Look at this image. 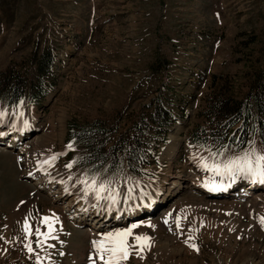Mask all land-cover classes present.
<instances>
[{
  "label": "rangeland",
  "instance_id": "rangeland-1",
  "mask_svg": "<svg viewBox=\"0 0 264 264\" xmlns=\"http://www.w3.org/2000/svg\"><path fill=\"white\" fill-rule=\"evenodd\" d=\"M179 8L166 0H0V75L14 72L19 81L42 90L36 103L33 87L17 101L0 93V129L5 131L0 142L11 149L0 147V235L12 241L0 240V264H35L21 234L29 214L33 224L53 213L59 220L55 238L46 241L52 247L36 249L43 264H89L91 242L102 234L91 238L86 227L73 224L62 213L63 204L38 190L34 173L24 174L23 168L34 169L40 179L90 206L95 200L84 198L76 183L81 174L117 180L121 202L115 208L127 210L121 213L120 228L137 225L133 233L148 236L151 245L143 259L133 255L126 264H264L259 222L264 217V183L221 178L201 169L198 161L208 157L205 149H223L224 157L253 145L264 151L254 111L247 135H237L241 149L224 145L219 134L210 136L203 119L205 112L212 113L211 99L241 101L254 71L264 67V0H205L197 13L188 11L186 17ZM44 53L50 54L51 65L49 74L39 77L35 60ZM154 106L171 113L161 130L148 120ZM141 120L148 123L145 132L140 128L145 135L136 133L137 139H147L145 163L135 171L125 160L113 164L109 157L104 162L85 157L81 138L69 136V130L98 124L111 132L109 147L117 136H128L132 124L142 125ZM10 131L31 140L26 160L17 151L20 144H11ZM69 143L74 150L66 148ZM60 153L46 173L35 169L37 160ZM69 162L71 169L65 168ZM184 170H191L193 179L185 176L177 188L164 185L168 173L184 175ZM195 177L217 193L193 187ZM128 178L140 186L131 193L135 199L125 203L128 189L122 179ZM236 184L243 185L237 190ZM228 186L229 195L218 193L224 189L217 187ZM102 203L97 209L111 207ZM190 235L199 251L185 243Z\"/></svg>",
  "mask_w": 264,
  "mask_h": 264
},
{
  "label": "snow or ice",
  "instance_id": "snow-or-ice-1",
  "mask_svg": "<svg viewBox=\"0 0 264 264\" xmlns=\"http://www.w3.org/2000/svg\"><path fill=\"white\" fill-rule=\"evenodd\" d=\"M22 103V102H21ZM23 116V113H19ZM4 113H0V122H3ZM27 121H24L25 126H27ZM3 133H0L2 136ZM253 144V142H250ZM191 147V146H190ZM69 150H74L72 143L66 145ZM208 152V157L200 156L198 157L199 167L201 169L211 172L216 176L221 178H229L233 181L236 178H242L251 181H259L264 183V151L258 150L254 145L250 149L244 150L241 154L224 157V150L220 149L217 151H212L211 149H205ZM60 154H53L45 159L37 160L35 169L37 171L45 172L46 169L52 167L54 162L57 160ZM19 163V158L17 160ZM73 162L65 164V168L71 169ZM107 171V169H105ZM29 176L32 175L30 171ZM71 179V176L69 177ZM129 179H122L124 186L128 189V194L122 197L125 203L130 199H135L131 193L134 191V187L138 188L140 186L139 181H134L129 183ZM63 183V181H60ZM76 183L81 185L83 197L87 198L89 195L95 200L93 207L102 208L104 203L108 206L115 207L121 202L120 184L117 180L112 178L102 177L99 173L93 174L91 176L87 174H81L76 179ZM207 187V185H205ZM66 192L68 188L64 189ZM209 190H215L213 186ZM143 196V193H141ZM25 202L20 201L23 205ZM171 215V213L169 214ZM31 214L25 216L22 221L21 234L23 238V246L30 256L34 255L35 264H43L44 258L40 256L36 249L42 250L45 246L52 247V245H46L48 239H54L53 233L55 232V224L59 222L58 217L53 213L51 216L45 215L39 217V220L33 224L30 220ZM180 216L176 217V229L177 232L181 229ZM261 227L264 228V217L260 218ZM164 223L168 224V217H165ZM6 228L7 225H4ZM137 225H132L131 227L124 229H117L114 231H109L100 234L99 239H94L92 244V252L88 256L89 264H126L130 257L135 255L136 257L143 259L142 253L149 248L150 238L146 235H137L133 233V229ZM43 229V230H42ZM34 237V239H33ZM131 237L132 242H129ZM19 239V237L14 238ZM193 237L190 235L185 241L187 246L194 251H199L198 247L194 243H190ZM0 240L5 244L11 243L12 241L0 235ZM35 245V247H33ZM63 255V253H60Z\"/></svg>",
  "mask_w": 264,
  "mask_h": 264
},
{
  "label": "trees",
  "instance_id": "trees-1",
  "mask_svg": "<svg viewBox=\"0 0 264 264\" xmlns=\"http://www.w3.org/2000/svg\"><path fill=\"white\" fill-rule=\"evenodd\" d=\"M36 73H39V77L49 74V68L51 65V57L49 53L41 54L39 59L35 60ZM33 87L36 91L31 92V96L34 97L33 102L39 99L41 95L40 86L26 85L24 81H19L18 74L14 72L2 73L0 75V93L9 97L12 101L20 99L21 94L27 90L26 88ZM208 110H211V114L204 113L203 116L205 122H208V129L210 136L219 134L218 140H222L226 146H233L236 149L244 147L241 144V139L237 138V135H247V128L249 120L251 119V113L254 111L257 114L258 128L261 135L262 142L264 141V67L254 71L253 77L249 79V87L245 97L237 102L230 99H217L208 101ZM170 111L165 110L163 107L154 106L151 114L148 117L149 123L157 125L156 129L161 130L168 124L171 118ZM212 117L213 120L209 119ZM142 125L139 123L132 124V130L128 133V136H117L115 143L108 147L109 138L111 132L108 133L101 128V125L91 124L85 128L79 129L78 132H72L69 130V136L73 138H81L85 147V157H92V160L99 162L107 161V158L116 163H124L126 161L128 168L135 171L140 167L145 155V145L147 139L142 137L137 139L136 133L142 129L145 132L148 123H144L141 120ZM238 125L237 130H233L232 127ZM142 128V129H140ZM143 132V131H141ZM144 132L142 135H145ZM164 134L165 131H162ZM205 134V132H204ZM148 137V136H147ZM146 137V138H147ZM245 141V139H244Z\"/></svg>",
  "mask_w": 264,
  "mask_h": 264
},
{
  "label": "bare ground",
  "instance_id": "bare-ground-1",
  "mask_svg": "<svg viewBox=\"0 0 264 264\" xmlns=\"http://www.w3.org/2000/svg\"><path fill=\"white\" fill-rule=\"evenodd\" d=\"M17 128V127H16ZM20 128V127H19ZM0 133H5L4 129H0ZM11 133V138L10 142L14 146L15 144H20V148H18V153L22 155V159L26 160L27 156V149L29 144L31 143V140H27L26 138H21V136H18L13 133V131H10ZM17 147V146H16ZM12 148V147H10ZM21 159V158H20ZM23 173H29L30 171L33 174L34 178V183L33 185L40 191H44L48 193L51 197V201L54 203H62L63 205L61 206V210L63 211L62 213L67 217L70 221H72L73 224H76L77 226L83 225L84 227L87 228V231L90 233L91 238L96 237L100 233L104 232H109V231H114L120 228L121 222H123L124 217L121 215V213L124 211L123 209H118V208H104V209H97V207L90 206L88 203L83 202V201H78L75 197L69 196L68 194L64 193L63 190H61V187L57 184L49 183L46 181V179H40L38 176L35 175L34 169L31 168H23ZM184 175H172L168 173V178H167V184H164L168 189L171 187H179L180 182L183 179H187L185 176L190 177L193 179V176L191 175V170L189 171H183ZM193 187H199L201 190L202 188H207L203 184H201L198 180L197 177L192 180L190 183ZM237 185V184H236ZM235 185V186H236ZM217 188H223V191H220L218 193H229L232 191V187H217ZM172 189V188H171ZM209 193H214L216 194L217 192L215 190H209L207 188ZM206 190V191H207ZM168 194L171 193V191H167ZM234 196H237V194H232ZM211 196V195H210ZM240 196H243L241 194ZM214 197V196H211ZM233 198V196H232ZM66 199V201L64 200ZM172 203V202H171ZM124 212L127 213V210ZM94 240V239H93ZM91 241V240H90Z\"/></svg>",
  "mask_w": 264,
  "mask_h": 264
},
{
  "label": "crops",
  "instance_id": "crops-1",
  "mask_svg": "<svg viewBox=\"0 0 264 264\" xmlns=\"http://www.w3.org/2000/svg\"><path fill=\"white\" fill-rule=\"evenodd\" d=\"M168 2V4L170 5H177L180 6L179 10L180 13H182L184 17H186L185 15L188 14V11L197 13V11L199 10V6H204L205 0H166ZM181 2H186L188 4L186 5H181ZM191 4H194V9H191ZM198 6V8H197ZM184 10H182V9ZM204 11V10H203ZM201 13H202V8H201Z\"/></svg>",
  "mask_w": 264,
  "mask_h": 264
},
{
  "label": "water",
  "instance_id": "water-1",
  "mask_svg": "<svg viewBox=\"0 0 264 264\" xmlns=\"http://www.w3.org/2000/svg\"><path fill=\"white\" fill-rule=\"evenodd\" d=\"M142 216H143V212L141 213V215L139 216V218L137 217V219H135V221L136 220H139Z\"/></svg>",
  "mask_w": 264,
  "mask_h": 264
}]
</instances>
